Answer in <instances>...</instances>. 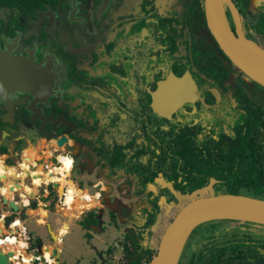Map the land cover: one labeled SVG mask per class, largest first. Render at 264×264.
I'll return each instance as SVG.
<instances>
[{
    "label": "flooded vegetation",
    "instance_id": "1",
    "mask_svg": "<svg viewBox=\"0 0 264 264\" xmlns=\"http://www.w3.org/2000/svg\"><path fill=\"white\" fill-rule=\"evenodd\" d=\"M223 4L232 32L264 49V0ZM0 58L18 71L0 98V155L13 164L32 146L27 163L0 159V193L25 206L34 191L27 173L34 186L59 181L66 215L90 208L96 222L89 229L104 232L111 223L127 253L144 254L127 264L150 263L153 226L172 222L196 189L262 197L234 185V175L240 167L255 171L264 156V86L228 54L206 0H0ZM32 69L40 74L37 95L28 74L25 89L18 81ZM57 155L61 165L51 172L33 171ZM16 175L21 181L10 190ZM72 184L82 192L77 203L68 201ZM110 246L95 264H110ZM178 264H264V224L203 222Z\"/></svg>",
    "mask_w": 264,
    "mask_h": 264
},
{
    "label": "water",
    "instance_id": "2",
    "mask_svg": "<svg viewBox=\"0 0 264 264\" xmlns=\"http://www.w3.org/2000/svg\"><path fill=\"white\" fill-rule=\"evenodd\" d=\"M223 1L224 0H206L210 26L213 28L235 63L240 66L250 78L264 86V49L245 36L240 35L238 38L232 32L225 15ZM0 59V64H4V59ZM9 62L11 63V61ZM10 63L6 64L9 69L0 66V98L6 97L5 92L13 87L11 81L14 79L11 74L18 72L17 70L14 71ZM12 64L14 65V63ZM16 65L17 64H15V67ZM21 72L24 71L22 70ZM25 74L29 75L28 82L30 84V93L37 95V90L40 86V74H37L33 69L31 71H25L22 80L18 79V81H23L21 85L24 89L27 82ZM17 86H19V84H17ZM44 88H46V86H44ZM6 133L7 131L3 130V134L6 135ZM66 140V137H62L58 140V144L62 145ZM2 142L3 139L0 141V144ZM6 165L9 166L7 163ZM51 185L54 189L59 187V183L56 181L51 182ZM187 198V202L181 206V210L174 220L165 227L159 239V243L156 246L157 253L153 256L149 264H178L183 247L193 229L208 220L230 218L264 224V198L262 197L233 193H215L212 187L209 186L196 189L192 194L187 195ZM109 199L110 197L107 198L108 201ZM0 202L4 206L7 205L8 199L6 195L1 194ZM10 205L13 212L7 214L4 220L5 226L9 224L8 218L13 217V214L22 212L25 208L23 207V209L18 211V207L13 201L10 202ZM34 205H36V203H34ZM0 212H2L1 209ZM23 215L27 216L26 211L23 212ZM155 227L157 226L154 225L153 229H155ZM48 228L54 243H57L59 235L51 229L50 224H48ZM91 228L95 229V226L91 225ZM9 230L11 234L14 233L13 229ZM4 231H7L6 227ZM5 234L7 233L5 232L2 235L4 236ZM39 241L41 245H43V240L41 238ZM14 255V250L1 248L0 246V264H11ZM60 255L61 252L58 250V247H54L52 256L57 258V264H60Z\"/></svg>",
    "mask_w": 264,
    "mask_h": 264
},
{
    "label": "rangeland",
    "instance_id": "3",
    "mask_svg": "<svg viewBox=\"0 0 264 264\" xmlns=\"http://www.w3.org/2000/svg\"><path fill=\"white\" fill-rule=\"evenodd\" d=\"M264 34L260 33V36L262 37ZM251 85L252 82H250ZM0 139L2 141V137L0 135ZM43 145V144H42ZM26 148V147H25ZM30 148V147H28ZM25 149L22 153V156H24L26 154V152H29V150ZM40 148V147H39ZM39 148H38V153H39ZM12 149V148H10ZM19 152H21V150H19ZM46 157H49L50 156V153L49 152H46L45 153ZM14 157V155L12 156ZM11 157V158H12ZM39 157L41 158V155L40 154H37L35 156H32L31 157V161H34L36 160V158ZM38 160V159H37ZM53 161L54 163L58 164V161L56 158H53ZM11 163H18L19 160L18 158L16 160H14V158H12V160L10 161ZM50 163V162H49ZM49 163H46V164H49ZM51 165V164H49ZM38 168H42L44 169V165L38 167ZM21 168H17L16 171H21L20 170ZM55 169V167H51V171ZM39 170H37L36 172H38ZM47 171V169H46ZM50 171V172H51ZM35 172V173H36ZM19 176H20V173H19ZM18 175L16 176H13V177H9L10 178V184H7L9 186H12L14 183H12V181H17L16 183H18V181H21V179L19 178ZM43 182H40V183H37L35 186H34V182H32V189H34V191L32 192L33 195L34 194H37L36 193V190L38 191L39 188L37 187V185H41ZM8 188V187H7ZM11 188L10 190H13V186L12 187H9ZM8 188V189H9ZM95 190H92L91 192H93ZM58 189H56L54 192H53V195H52V198H56L58 202V205L54 206L55 208H57V213L55 212L54 215H60L62 213H64V215L66 216V220H68L69 222H71V225H70V232H68L69 230V225L67 224V222H65L63 224V227L61 228V225L60 224H57L55 225V227L52 226V223H48L51 225V229L53 231H55V233L60 229V235H64L63 236V242L61 244V247H62V252H61V255H60V263L61 264H95V262H99L100 260V256H99V251L100 252H104V250L106 249L107 245L108 244H113L115 242H120L121 241V238L123 237V235L121 234V232H118V230H116L114 228L113 225H111L110 223V226H108L106 228V230L104 232H96L94 230H91L89 229L88 227L84 226L81 221L86 217V215L88 214V212L86 211L85 213H83L82 215L79 216V210H75L73 213L69 214V215H66L65 214V211L63 210V204L62 202H60V199H62L63 197L60 198V195L58 197ZM222 191H219L218 193H221ZM37 195H35L34 197H36ZM108 196V195H106ZM33 197V196H31ZM105 197H103L104 199ZM186 201L188 200L187 198H185ZM98 204V202H97ZM105 204L103 205H100L101 208L104 206ZM97 206V205H96ZM103 209V208H102ZM105 212L107 211L106 209H103ZM20 211V210H19ZM11 212V211H10ZM34 211H32L33 213ZM40 213L41 214H45L47 213L45 210L41 209L40 210ZM78 214L75 215V214ZM169 213V212H168ZM52 215V217L54 216ZM65 219V218H64ZM43 220V218L41 219ZM40 220V221H41ZM48 224H47V227H48ZM167 225H163L161 223H159L157 225V227H155L154 229V236H153V239H152V245L156 248L157 246V242H158V237L161 235V232H162V229L165 228ZM34 228V227H33ZM34 230V229H33ZM200 229H198L199 231ZM37 231H44L43 229L41 228H38ZM59 232V231H58ZM31 234H33V239H32V242L34 241H39V237L36 235V231H32L30 232ZM48 238V236H47ZM46 242H50V240L46 239L45 240ZM31 242V240H30ZM52 242V243H51ZM50 243L53 244L52 246L50 245H44L43 246V251H45V248L46 249H49V250H46L45 253H49L51 251V248L52 247H56L57 246V243H54L53 239ZM6 248H8L7 244L5 245ZM111 247V246H110ZM54 258L56 257H53L52 259L54 260ZM57 259V258H56ZM130 259V258H129ZM43 262H45L43 260ZM19 264V263H18Z\"/></svg>",
    "mask_w": 264,
    "mask_h": 264
},
{
    "label": "crops",
    "instance_id": "4",
    "mask_svg": "<svg viewBox=\"0 0 264 264\" xmlns=\"http://www.w3.org/2000/svg\"><path fill=\"white\" fill-rule=\"evenodd\" d=\"M42 144H44V143H42ZM42 144H40L39 146L41 147V145ZM39 146H33V147H36V148H39ZM43 146V145H42ZM29 147H32V146H29ZM28 148V147H27ZM26 148V149H27ZM47 152H49L50 153V155H52V152H53V149L51 150V148H48L47 149ZM63 155H65V154H63ZM24 157H25V162H22V158L20 157V159H18L19 160V162L17 163H13V164H9V166H15V165H17V164H23V163H27V162H29V159L27 158V156H26V154L24 155ZM5 158H6V155H4V154H2V155H0V159H2L4 162H5ZM5 163H7V162H5ZM8 164V163H7ZM49 164H51V165H49ZM49 164H46V166L48 165L49 166V171H51V167H52V165L53 166H55V164L56 163H54V161H50V163ZM33 166L35 165V164H32ZM33 166H31V168L33 167ZM40 166H42V165H39L38 167H40ZM38 167H36V168H34L33 169V171L35 170V169H37ZM44 170L46 171V168H44ZM31 173V172H30ZM27 173L29 176H31V174H33V173ZM28 177V176H27ZM32 178H33V176H32ZM26 181L29 183V184H31L32 183V181H29V179H26ZM50 181L48 180V181H44L42 184H41V186L39 187V190H38V197L36 196V197H32L31 199H30V204L29 205H25V206H21L22 207V209H23V207H25L24 209H23V211L22 212H19V213H17L16 215V217H18V218H20L21 219V223H22V225L27 229V232H28V235L31 237V242L28 244L27 243V245H29L28 246V249H26V248H24V252L26 253V254H28L32 259L34 258V257H36V255H43L42 254V247H43V245H53V244H51L52 242V236H51V234H50V230H49V228L47 227V224L48 223H52V226L53 227H55V225H57V224H60L61 225V228L63 227V224L65 223V222H67L68 224H69V230H68V232H70V225H71V222H69L68 220H66V216L64 215V213H62V214H60V215H54V213L56 212L57 213V208H55L54 206L56 205H58V203H55V202H53L52 203V200H53V198H52V195H50V193H49V191L51 190L50 189ZM4 184H0V188L3 186ZM52 186V185H51ZM54 188L52 187V190H53ZM51 190V191H52ZM84 190H87L94 198H95V200H96V197H98L97 196V194H100V192H91V191H89L87 188H84ZM58 193V197H59V195H60V192L58 191L57 192ZM16 197L18 198L19 197V193L17 192L16 194ZM42 196V197H41ZM61 197H63V196H61L60 195V198ZM64 198V197H63ZM62 198V199H63ZM0 199H1V193H0ZM85 199V198H84ZM10 200H12V201H15V200H13V199H11L10 198ZM56 200V199H55ZM31 201H32V203H31ZM34 201V202H33ZM96 202H98V201H96ZM17 203V202H16ZM34 203H36V205H34ZM0 209L2 210V212H0V217H3V218H5L6 219V216H7V214H9V212H10V207L8 206V205H3L1 202H0ZM41 209H43V210H45L47 213H45V214H41L40 213V210ZM88 210H90V208H85V209H83L82 210V212L81 213H79V216L80 215H82L83 213H85L86 211H88ZM24 211H26V213H27V216H24L23 215V212ZM31 211H34L33 213H31ZM52 215H54L53 217H52ZM78 216V215H77ZM78 216V217H79ZM43 218V220H41ZM65 218V219H64ZM41 220V221H40ZM0 221H1V219H0ZM1 226V235H0V238L2 239H4V238H8V237H12V236H7V237H3L2 236V234L3 233H9V229L11 228V226L9 227V224H7L6 226L4 225V223H2V225H0ZM5 227L7 228V231H4V229H5ZM34 227V228H33ZM38 228H41V229H43L44 231H37V229ZM60 228V229H61ZM15 229V232H16V228H14ZM37 232L36 233V235L39 237V240H40V238L43 240V245H41V243H40V241H34V242H32V239H33V234H31L30 232H31V230L32 231H34V230ZM60 229L56 232V234H58L59 235V239L60 240H58V242H57V247H58V250L60 251V252H62V247H61V244H62V242H63V236L65 235H60ZM47 236H48V238H47ZM19 239H22V240H24L25 242H27L26 241V239H24V238H21V237H19ZM46 239H48V240H50V242H46L45 240ZM14 246L12 245V246H8V248H13ZM40 247V248H39ZM38 249V250H37ZM46 250H49V249H46L45 248V251H43V253H44V256H45V252H46ZM51 252V251H50ZM49 254V253H48ZM21 255H23V257H25L24 256V254H20V256ZM15 256H16V258H18V257H20L19 255H18V257H17V255H16V253H15ZM51 257V256H50ZM53 258V257H52ZM18 262H21V263H23V261H20V260H16V263H18ZM37 263H39V262H37ZM42 263L43 264H45L44 262H43V259H42ZM42 263H40V264H42ZM58 263V262H57ZM56 262H55V264H57ZM61 264V263H60Z\"/></svg>",
    "mask_w": 264,
    "mask_h": 264
},
{
    "label": "trees",
    "instance_id": "5",
    "mask_svg": "<svg viewBox=\"0 0 264 264\" xmlns=\"http://www.w3.org/2000/svg\"><path fill=\"white\" fill-rule=\"evenodd\" d=\"M263 127V131H264V124L262 125ZM251 134V133H250ZM248 135L244 136V139L247 140ZM263 140H264V134H263ZM260 149L261 151L258 153H264L263 147L262 145H260ZM4 152V150L0 151V153ZM30 154H27V158ZM22 162H25V157L22 156ZM254 166H255V171L251 170V172H246L243 173V171H246L245 167H240V169H242L241 171H238L237 174L234 175V185H235V181L238 184H244V185H248L251 186L252 188H254V190H256L257 192H260V195H262V197H264V156L262 158V160H257L254 162ZM237 175V176H236ZM259 175V176H258ZM251 183V184H250ZM199 185V184H198ZM233 193L238 194V190L235 189ZM89 218L88 219H83L81 221V223L87 227L88 223H92V222H96L95 219V213L94 211H89ZM13 219V217L8 218V223H10V221ZM156 250H150L149 251V259L151 260L152 257V253H154ZM135 252H128V257L131 260V263H136L139 262L140 259L144 256V254H137V257L134 256Z\"/></svg>",
    "mask_w": 264,
    "mask_h": 264
},
{
    "label": "built area",
    "instance_id": "6",
    "mask_svg": "<svg viewBox=\"0 0 264 264\" xmlns=\"http://www.w3.org/2000/svg\"><path fill=\"white\" fill-rule=\"evenodd\" d=\"M59 155H57L58 164H55V166L52 165L53 167H57V166L61 165V162L59 160ZM46 169H47L46 172H48L49 171L48 165L46 166ZM26 179H29V181L33 180L31 176H28ZM52 181H55V180H50V182H52ZM60 202H62L63 206H65L63 199H60ZM16 216H14L13 219L9 223V227L11 226L10 229H13L14 233L11 234L9 231V233L5 234L4 236L2 235V236L3 237H7V236L18 237V239H19V237H21V238L26 239L27 243L29 244L31 237L28 235L27 229L22 225L21 219L16 217ZM16 220H19L20 224L15 227L16 228V232H15V229L12 227V225ZM26 249H28V247ZM43 256L44 255H36V257H34L31 260V264L42 263ZM13 257H16V256L14 255ZM21 257H23V255L16 258V260L22 261V259H20ZM36 258H39V259H36ZM16 260H13L12 263L16 264ZM109 260H110V264H127V262L129 261L128 253L125 251L121 242H115L112 244L110 255H109ZM37 262H39V263H37ZM44 263L47 264V262H44Z\"/></svg>",
    "mask_w": 264,
    "mask_h": 264
},
{
    "label": "bare ground",
    "instance_id": "7",
    "mask_svg": "<svg viewBox=\"0 0 264 264\" xmlns=\"http://www.w3.org/2000/svg\"><path fill=\"white\" fill-rule=\"evenodd\" d=\"M60 158V157H59ZM22 166V165H21ZM63 171H64V168L62 169ZM3 171L4 172H6V170H4L3 169ZM4 179V178H3ZM15 185V184H14ZM16 186V185H15ZM41 185H37V187L39 188ZM58 189V188H57ZM69 196H68V201L69 202H71V203H77L78 201H79V199H80V197L82 196V192L81 191H79V189L77 188V187H75V185L74 184H72V185H70L69 186ZM26 195V193L23 191V193H22V196L24 197ZM35 195H37V194H34L33 195V197L35 196ZM12 200H10V199H8V203H7V205L10 207V211L11 212H13V210H12V208H11V205H10V202H11ZM16 205H17V207H18V211L19 210H21L22 209V207H21V205H19V204H17L15 201H13ZM31 213H32V211H31ZM5 218H3L2 217V219H1V221H0V225H2V223H4L5 221ZM0 235H1V226H0ZM9 238V237H8ZM15 239H16V241H17V243L16 244H7V246H14L13 248H6L5 247V245L6 244H4V245H0L1 246V248H6V249H11V250H14V254L16 253V255H17V257H18V255L20 256V254H24V256L25 257H30L28 254H26L25 252H24V248H21L20 247V243L21 242H23V243H26L27 244V242H25L24 240H22V239H18V237H14ZM1 239V238H0ZM3 239V238H2ZM60 240V239H59ZM44 246V245H43ZM50 246H52V245H50ZM40 248V247H39ZM38 250V249H37ZM53 251H54V247H52L51 248V252H49V255L51 256V258L53 257L52 256V253H53ZM42 254L44 255V253H43V247H42ZM54 260H55V262L57 263V259L56 258H54ZM19 264H23V263H21V262H18ZM18 263H16V264H18Z\"/></svg>",
    "mask_w": 264,
    "mask_h": 264
},
{
    "label": "clouds",
    "instance_id": "8",
    "mask_svg": "<svg viewBox=\"0 0 264 264\" xmlns=\"http://www.w3.org/2000/svg\"><path fill=\"white\" fill-rule=\"evenodd\" d=\"M61 159H64V158H61ZM65 163L70 166L72 164V161L70 159H68V160L65 161ZM2 171H3V169H2V167H0V172H2ZM52 182H54V181H52ZM58 183H59V181H58ZM50 185H51V182H50ZM2 191H5V190L4 189H0V192H2ZM97 196H99V194H97ZM37 197H38V195H37ZM14 216H16V214H13V217ZM0 219H2V217H0ZM19 224H20V221L19 220H16L13 223L12 227L15 228ZM16 243H17V241H16V239L14 237L0 239V245H4V244H16ZM20 247L21 248H27L28 245L26 243L21 242L20 243ZM20 259H22L23 264H31V260H32L31 257H21ZM36 259H39V258H36ZM42 259L45 262H47V264H55V261L50 257V255L48 253H45V256H43ZM13 260H16V257H13Z\"/></svg>",
    "mask_w": 264,
    "mask_h": 264
}]
</instances>
